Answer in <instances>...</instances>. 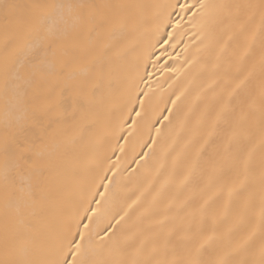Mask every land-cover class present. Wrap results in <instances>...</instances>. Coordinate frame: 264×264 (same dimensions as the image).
<instances>
[{
	"label": "snow or ice",
	"instance_id": "snow-or-ice-1",
	"mask_svg": "<svg viewBox=\"0 0 264 264\" xmlns=\"http://www.w3.org/2000/svg\"><path fill=\"white\" fill-rule=\"evenodd\" d=\"M0 264H264V0H0Z\"/></svg>",
	"mask_w": 264,
	"mask_h": 264
},
{
	"label": "bare ground",
	"instance_id": "bare-ground-1",
	"mask_svg": "<svg viewBox=\"0 0 264 264\" xmlns=\"http://www.w3.org/2000/svg\"><path fill=\"white\" fill-rule=\"evenodd\" d=\"M217 2H222V0H217ZM178 11V10H177ZM173 21H179L181 25H183L185 28H187V21L186 20H180L179 16L174 14L172 17ZM168 31H171V28L168 29ZM191 35V32H189L187 35L184 36V42L183 43H178L175 52H173V56L171 59H169L163 51V46L159 47L157 49V53L160 56V60L158 63L163 64L165 60H167V64H165V67L173 66L175 65L178 68V71L173 73V72H165L162 71L159 68L153 69L151 65L148 68L149 72H155V75L152 76L153 80H159L160 82L163 83L164 89L171 91L168 89V84L173 83V81L169 80L166 83L164 81L166 80L167 77L172 76V77H180V79H177L175 83L173 84V88H176L177 91H179L180 88L187 87L188 91L186 93L188 97V102L189 103H194L195 98L197 94L200 92L201 84L202 81L195 78V71L193 70L192 72H189L187 75H185V68H187V65H184V68H180V65L184 64V57L187 55L191 57L192 55H195V49H196V44L198 41L195 39V37H192V42L189 43V49L187 53H181V49L184 46V43L189 42V36ZM169 52H172V49H168ZM177 54H180L179 57H177ZM141 87H147V82L145 84H142ZM174 98V97H173ZM183 148V143L181 142L180 145L177 146L176 151L177 154L181 152ZM147 151V149H145ZM119 155V153H117ZM143 163V161H141ZM170 163V162H169ZM126 167L129 168V171H131L132 168H136V164L129 162L128 165H125ZM145 175H147V170H145V173L142 174L140 177L135 178L139 182H143ZM134 187V184H133Z\"/></svg>",
	"mask_w": 264,
	"mask_h": 264
}]
</instances>
